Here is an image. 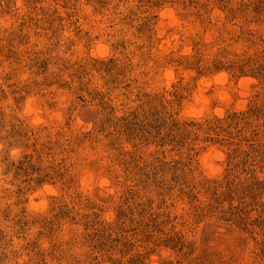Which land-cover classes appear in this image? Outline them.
I'll use <instances>...</instances> for the list:
<instances>
[{
	"label": "rangeland",
	"instance_id": "obj_1",
	"mask_svg": "<svg viewBox=\"0 0 264 264\" xmlns=\"http://www.w3.org/2000/svg\"><path fill=\"white\" fill-rule=\"evenodd\" d=\"M0 264H264V0H0Z\"/></svg>",
	"mask_w": 264,
	"mask_h": 264
},
{
	"label": "clouds",
	"instance_id": "obj_2",
	"mask_svg": "<svg viewBox=\"0 0 264 264\" xmlns=\"http://www.w3.org/2000/svg\"><path fill=\"white\" fill-rule=\"evenodd\" d=\"M35 122L36 123H40V121L38 119ZM17 154L18 153L16 151H13V153H12L13 157L17 156ZM44 191H47L49 193L53 192V190L51 188H46ZM37 194L39 195L40 193H37ZM39 207H41V208L43 207V202H42V204ZM164 255H167V253H165ZM153 259L155 260V258H153Z\"/></svg>",
	"mask_w": 264,
	"mask_h": 264
}]
</instances>
